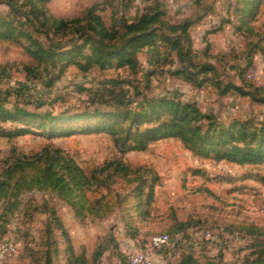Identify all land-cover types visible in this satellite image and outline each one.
Masks as SVG:
<instances>
[{
	"label": "rangeland",
	"instance_id": "obj_1",
	"mask_svg": "<svg viewBox=\"0 0 264 264\" xmlns=\"http://www.w3.org/2000/svg\"><path fill=\"white\" fill-rule=\"evenodd\" d=\"M164 101L197 103L261 162L178 137L136 149L182 119ZM140 252L264 264V0H0V264Z\"/></svg>",
	"mask_w": 264,
	"mask_h": 264
},
{
	"label": "trees",
	"instance_id": "obj_2",
	"mask_svg": "<svg viewBox=\"0 0 264 264\" xmlns=\"http://www.w3.org/2000/svg\"><path fill=\"white\" fill-rule=\"evenodd\" d=\"M155 21L156 18H153L152 21H150L146 16H144L142 20L134 26V28L142 29L145 25H153ZM186 29L187 28L184 27L185 33ZM153 36V33H147L141 36L138 41L143 46H151L156 43ZM177 42V44H180L179 40ZM174 45L175 44H173V46ZM133 65V62L126 58H123L120 63L121 67H132ZM163 103L175 108L177 115L182 119L177 124H164L166 127H164L163 132L161 127L150 131L149 133L151 138L138 143L135 147L136 149L143 150L150 142L163 138L178 137L184 144L189 146H199V149L203 148V146L207 144L215 147L223 146V150L219 152H216L213 148L210 150V153H214L216 155L215 157L219 159L230 158L231 161L241 164H255L261 162V158L258 156L255 149L248 150L246 148H242L238 144H235L236 138L233 134H231V128L229 130H216L213 123L214 117L202 114L197 103L181 104L180 102L175 103L173 101H164ZM203 121H207L206 129L201 125ZM216 135H219V137ZM206 155L208 154L206 153Z\"/></svg>",
	"mask_w": 264,
	"mask_h": 264
},
{
	"label": "built area",
	"instance_id": "obj_3",
	"mask_svg": "<svg viewBox=\"0 0 264 264\" xmlns=\"http://www.w3.org/2000/svg\"><path fill=\"white\" fill-rule=\"evenodd\" d=\"M170 242L171 240L167 234H157L151 237L150 247L154 251H164L169 247ZM129 260L132 264H153L147 252L130 255Z\"/></svg>",
	"mask_w": 264,
	"mask_h": 264
}]
</instances>
